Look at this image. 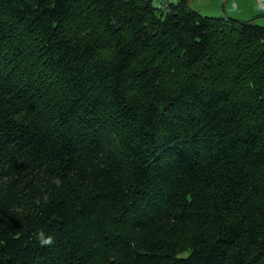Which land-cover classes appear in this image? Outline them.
Segmentation results:
<instances>
[{
    "label": "trees",
    "instance_id": "1",
    "mask_svg": "<svg viewBox=\"0 0 264 264\" xmlns=\"http://www.w3.org/2000/svg\"><path fill=\"white\" fill-rule=\"evenodd\" d=\"M0 264H264V26L0 0Z\"/></svg>",
    "mask_w": 264,
    "mask_h": 264
},
{
    "label": "rangeland",
    "instance_id": "2",
    "mask_svg": "<svg viewBox=\"0 0 264 264\" xmlns=\"http://www.w3.org/2000/svg\"><path fill=\"white\" fill-rule=\"evenodd\" d=\"M155 5L162 0H154ZM178 1V0H171ZM191 7L204 16L231 17L241 22L256 21L264 26V0H189Z\"/></svg>",
    "mask_w": 264,
    "mask_h": 264
},
{
    "label": "water",
    "instance_id": "3",
    "mask_svg": "<svg viewBox=\"0 0 264 264\" xmlns=\"http://www.w3.org/2000/svg\"><path fill=\"white\" fill-rule=\"evenodd\" d=\"M250 21H252V20H250Z\"/></svg>",
    "mask_w": 264,
    "mask_h": 264
},
{
    "label": "crops",
    "instance_id": "4",
    "mask_svg": "<svg viewBox=\"0 0 264 264\" xmlns=\"http://www.w3.org/2000/svg\"><path fill=\"white\" fill-rule=\"evenodd\" d=\"M190 2V1H189Z\"/></svg>",
    "mask_w": 264,
    "mask_h": 264
}]
</instances>
